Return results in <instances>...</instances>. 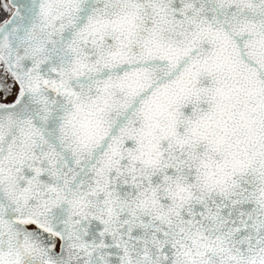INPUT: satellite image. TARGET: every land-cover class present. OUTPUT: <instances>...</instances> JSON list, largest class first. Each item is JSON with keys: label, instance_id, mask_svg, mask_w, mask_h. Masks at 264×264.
I'll return each mask as SVG.
<instances>
[{"label": "snow or ice", "instance_id": "obj_1", "mask_svg": "<svg viewBox=\"0 0 264 264\" xmlns=\"http://www.w3.org/2000/svg\"><path fill=\"white\" fill-rule=\"evenodd\" d=\"M0 264H264V0H0Z\"/></svg>", "mask_w": 264, "mask_h": 264}]
</instances>
